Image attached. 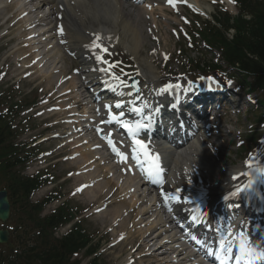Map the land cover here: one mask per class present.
Wrapping results in <instances>:
<instances>
[{"label": "bare ground", "instance_id": "1", "mask_svg": "<svg viewBox=\"0 0 264 264\" xmlns=\"http://www.w3.org/2000/svg\"><path fill=\"white\" fill-rule=\"evenodd\" d=\"M185 1L190 5L193 4V7L203 14L205 13L206 7H209L208 3L204 0ZM38 9L36 11H40V7ZM159 10L162 12L161 15L155 11L154 7L149 8L148 12L149 15H151L150 19L146 18V12L144 13V9L141 8H137V17H131L132 13L124 8L123 0H61L54 5L53 14L49 16L48 19L50 24L52 23V19L57 24L55 29L56 31L58 26L62 25L61 29H63L62 34L64 35L59 36L53 30H49L52 31L53 34L51 32L48 33L49 31H45V33L48 34L49 37H60L59 40L66 43L65 48L67 51L69 50L74 53L81 54L82 51L86 52L82 49V47L90 45L94 41L95 36L99 35L102 38L100 42H104L108 45H115V47H121L134 57L142 75H144L146 79H149V85L152 87L153 91L155 90L154 87L157 85L159 80V72L155 65L154 56L150 53L142 55V50L146 49V38L143 34V29H145V27H141V25L146 23L149 25L148 27L153 29L154 32H160L163 23L160 22L159 19L166 9L160 7ZM38 20L46 22V20L42 18H38ZM39 25L43 29H45L44 27L47 26L46 24L40 22ZM42 38L43 37L40 35L29 39L26 35L27 41L29 40V42L34 43V45L40 44V42L43 41L41 40ZM52 41L53 43L55 42L54 40H51L50 43H52ZM57 49L58 51H55L54 56L50 58L54 60L58 58V62L56 60L54 61L55 63L57 62L58 65L60 62L62 63V50L60 48ZM19 52L20 54L22 53L21 50H19ZM50 54L51 53L48 55L50 56ZM45 58L46 56L44 55V58L42 57L37 61L38 67H41V64H44L43 59ZM81 58H84L83 63H81L83 64L82 66H87L84 67L86 74L83 75V77L87 78L88 81L93 83L100 74V71L95 70L99 69L100 65L95 63V60L88 55H81L80 59ZM90 62H93V64L89 65ZM28 63L29 61L22 60L20 64L25 66ZM51 77L52 76L50 74L43 76V78L46 79L48 83L51 80ZM68 92L70 95L74 93L71 91ZM136 102H138V100ZM232 134L233 132L230 134L229 132H226V137L224 135H220L219 138L221 137L223 140L219 143L218 147L211 146L209 140L206 137L200 136V141L198 144L194 142L186 147H182L180 152L170 155L167 165V183L162 189L158 188V191H154L156 193V201L154 204L163 203L167 211L171 213L172 220H164L163 223L161 222L162 218H160L157 222H153L151 224L138 223V225L141 224L145 227L141 229L136 227L137 233H140L142 236L141 241L146 238L148 239V243L145 242L144 244H141L142 247H149V242L157 241L160 237L169 233L168 221L176 222L179 227L184 223L183 209L185 204L174 201L166 204L164 202L163 196L160 194L161 191L166 193L172 192L174 194L175 190L179 188L182 192L180 193L181 201L184 198L191 200L193 194L198 189V185H200L207 189L208 195L210 196V201L211 203H214L221 199L223 193L227 190L230 180H233L232 177L240 176V174L243 172V167L238 166L225 169L226 165L224 164V161L220 159L221 154L219 155V153L222 152L223 147L225 148L223 145L224 139L226 138L227 141L230 140ZM78 150H81V148ZM81 152H83L82 155L85 157V162L83 164L87 163L89 160H93L92 163L96 164V161L94 160L95 152H93L89 147L86 150H82ZM97 153L99 160H105L99 155L98 151ZM168 156L169 155H167V157ZM105 161L107 162V160ZM106 162L104 163L103 170H100L101 174L103 173L101 175V179L105 180V184H108L110 187H115L116 184H118V181H114L113 177L110 179L111 176L109 173L111 172L112 174L113 170H116L117 168L113 166V164L106 165ZM97 164L102 166L103 162L100 161ZM189 180L191 183H189ZM112 181L114 183H112ZM102 190L103 189L101 185H98V187L88 190L86 194H100ZM141 195L142 194L139 195V193L133 195L135 204L141 202ZM145 198L147 199V197ZM147 203L149 202L146 201V204ZM121 204L126 206L125 203ZM169 209H171V211ZM113 212H119V208L113 210ZM141 212H143L145 215H148L150 211L143 210ZM213 212L214 211H210L208 215H211ZM108 215L105 214V216ZM117 216H120V214ZM152 230H160L161 233H158V235L154 237L153 233L151 232L146 236V233ZM157 261L160 264H167V262H170V260L165 262L158 257Z\"/></svg>", "mask_w": 264, "mask_h": 264}, {"label": "trees", "instance_id": "2", "mask_svg": "<svg viewBox=\"0 0 264 264\" xmlns=\"http://www.w3.org/2000/svg\"><path fill=\"white\" fill-rule=\"evenodd\" d=\"M242 25V27H238V33L236 36L237 38L235 39L234 43H225L226 46H230L228 53L234 58L239 57V60H242V58L245 59L246 62H243L244 67L256 73L260 79L264 80V13L260 12V14L255 17V20L250 25V27L248 22ZM252 26L253 28L250 30ZM244 50H246V52H244ZM247 52L248 54L255 56V60L250 59L249 55H246ZM0 133L2 134L1 137H3V130L1 127ZM4 138L5 136L3 137V140ZM3 149L4 148L0 149V154L6 153L7 155L14 156V150L12 146L6 147L7 152H3ZM11 160L8 158L4 167H9V163L12 162ZM17 163H19V160L15 157L13 159V164ZM13 180L14 181L11 183V189L14 192L13 194L16 196V199L24 202L21 195L30 193L31 189L35 186V181L33 179H21L16 175L13 177ZM32 208L33 209H31V211H26V216L30 220L34 221L35 226L41 227L42 241L39 243V245L35 244L26 247L23 256L24 264H63L64 252L73 248L76 241L74 242L68 238L58 241L56 244H54L55 246H48L47 244L44 245L43 242L46 240V236L49 233L52 224L60 217H58L59 215L56 214L46 218L43 221L38 217V210L40 209V206H33ZM29 219L27 220L30 223H33ZM42 243L43 245H40ZM61 248H63V251L60 253L59 251Z\"/></svg>", "mask_w": 264, "mask_h": 264}, {"label": "rangeland", "instance_id": "3", "mask_svg": "<svg viewBox=\"0 0 264 264\" xmlns=\"http://www.w3.org/2000/svg\"><path fill=\"white\" fill-rule=\"evenodd\" d=\"M161 32H162L161 33V37H159L158 40H152V41L148 37L147 33L145 34L147 51L148 52H152L155 49V51H156L155 56L158 58L157 63L159 65L160 63L162 64L164 62V67L166 68V71L169 68L171 70H173V71H175V69H177V68L180 69L181 68V63L185 62V57L178 56V54H179L178 51H179L180 48L178 46H176V45L181 44V43L185 44V41L180 36L181 42H178L177 41L178 40L177 36L175 34L173 36L172 35L173 33L169 32V27L168 26H164L163 25L162 28H161ZM14 44H17V43H14ZM173 53H174V55H172ZM4 55H5V52L2 51L1 54H0V58L1 57L3 58ZM165 55H167V57H168L167 60L171 56H172V59L171 60L169 59L168 61L165 60ZM65 63H66V66H67L69 64V60H66ZM180 70H182V69H180ZM17 84H15L14 86H16ZM32 84H33V82L31 81V79H27L26 78V79L22 80L19 85H17L16 89L18 88V92L22 90L23 93L27 94L28 90L31 88ZM0 88L3 89L1 86H0ZM14 91H15V87H14ZM242 121L245 122V118L244 117H242ZM25 124L26 123L21 124V125L19 124V127H23ZM226 124L227 125L230 124V121L226 120V122H224V126H225V128H227V131L228 130L229 131L233 130V129H231V128H233V126L231 124L229 126H227ZM32 129H35V130H32L31 133H29V132L23 133L21 131L20 135L16 139V141L17 142H19V141L31 142L33 139H35L36 137H38L39 135L42 134V128L33 127ZM220 140H221V137H220V139H218V141H220ZM224 142L226 144H228L227 139ZM52 147H54V143L51 144V148ZM235 149L236 148H235L234 143H233V146H229L227 148V151H225L223 153V155L225 157L221 156V159L224 161V164L226 166H228V167L232 166L231 164H233V163H235V165H240V163H241L240 157H243V155L240 154V153L236 154V152H235L236 150ZM224 158H226V159H224ZM61 169H62V165L60 164L58 166V168L56 169V173L60 174V176H58L57 179H59V178L60 179L56 181L55 185H57L58 187L62 186L64 188V191L68 192V194H69L70 190L73 187H76L80 182L88 180V177L84 176V177H82V180L81 179H79V180L72 179V180H67L66 182L61 184V182L65 179L64 175L62 174ZM38 197H39V194H36L35 196H33V199L36 200ZM79 199H75L73 201L78 203V204H80L81 207H86L88 205L86 203V200H83L82 198H79ZM117 208L118 207H116V209ZM53 209H54V205L51 206L50 208H47L45 213H50L51 211H53ZM111 209L115 210V209H113V207ZM112 210H110L109 212H111L114 215L115 212H113ZM86 215H88V213ZM86 218L88 220H86L85 223L87 224V226H89L90 230L91 231L92 230L93 231L98 230L100 232V235L98 237H96V240L98 241L100 239L101 245H102V251L105 250V252H106V253H104V252L100 253L101 254V262L105 263V264H121L124 261V259L127 257V253H124V255H123V251L119 247L114 248L112 250H109V248H111V247L108 244H105L104 240L103 241L101 240L104 232L106 231L105 230L106 226H104V224H105L104 223V218L98 216L97 213H91ZM132 223H133L132 220H131V222L129 221L128 227H131ZM132 246H133V244H131V247ZM117 260H118V263H116ZM83 263L85 264V262H83Z\"/></svg>", "mask_w": 264, "mask_h": 264}, {"label": "snow or ice", "instance_id": "4", "mask_svg": "<svg viewBox=\"0 0 264 264\" xmlns=\"http://www.w3.org/2000/svg\"><path fill=\"white\" fill-rule=\"evenodd\" d=\"M177 2L178 0H167V3L173 7V8H176L177 6ZM182 2V0H181ZM216 0H213V3H215ZM230 2H235V0H230ZM101 37L99 35H96L95 36V39L94 41L90 44V45H86L85 47L89 48L92 50L93 52V55L95 56V60L97 63L99 64H103V65H106L107 67H101L99 69H95L97 71H100V72H104L106 75H109L112 77V79L114 80H119V77L115 76L113 73H112V69L117 67L116 64H113V63H110L106 58L105 56L107 54H110L109 53V50L107 47L103 46L102 43H100L101 41ZM167 55H165V60H167ZM121 71V74L122 75H125L127 76L128 74L127 73H124L123 69L120 70ZM136 75H139V72L137 71ZM131 78V77H129ZM211 79V78H209ZM105 83L107 84L108 82L105 81ZM121 84H124V81H120ZM111 87V85H109ZM125 86H128V85H125ZM132 88H134L136 90V92L138 93L139 92V88L136 86V84H132L131 85ZM181 85L180 84H167L165 85L164 87H162L159 91L161 93H166V92H170L172 91L173 89H178L180 88ZM113 91H115V88H113ZM136 99H139V96L136 97ZM133 107L131 109V111L135 112L136 114L138 115H142L143 112H144V107H147V105H144L143 107H136L135 106V101H133ZM104 107L108 108L109 109V115L112 116V119H115L117 121V123H119L122 128L126 129L127 130V133L132 137V142L133 144L137 145L140 149V153L143 155L144 157V161L147 162V168L144 169L146 171V174L150 177H154V176H158L162 169L160 168L159 166V156H154L152 154L149 153L148 151V146L147 144L141 140V139H137V135L139 133V131L143 128H147L149 127V124L148 123H143L141 121H136V122H129V121H125V120H121L119 119L118 117L112 115V112H111V105H105ZM115 107L116 108H121V104L120 103H116L115 104ZM124 113L121 111L120 113V116H123ZM145 119H150L149 117H145ZM112 120H108V121H101V123H111ZM97 131H102L101 129H97ZM112 135V133H107L106 134V138L107 137H110ZM108 145L112 147V151L119 157L122 158V162L124 163H127V156L124 152L122 151H119L115 146H114V143L111 139H108ZM133 160H135L137 162V164H140L142 167H143V162L141 161L140 159V155L137 154V149L134 147L132 148V157H131ZM254 159V158H253ZM247 166L249 168L252 167V160H250L248 163H247ZM258 171L261 172L262 175H264V169H259ZM233 180H237L238 177L234 176L232 177ZM189 183H191V181L189 180ZM253 184H254V180L253 179H248L247 183L244 184L243 186H237L235 188L234 191L230 192L228 194V196L224 197L225 199H228L229 197H235V196H238L240 195L242 192L244 191H247L249 189H251L253 187ZM86 187V186H84ZM83 190V187L80 188V189H77V191H82ZM180 189L177 188L175 190V193L173 194L172 192H163L161 191V196H163L164 198V202L167 204L169 202H177V203H184V204H191L192 201L189 200L188 198H184L182 201H181V196H180ZM75 194V193H74ZM171 211V209H169ZM202 216H206V213H201ZM192 221L193 222H202V220H200L199 217H197L196 215H193L191 217ZM122 238V237H121ZM220 249L224 252V254L227 256L228 253L231 252V248L230 247H225V244L223 241L220 242ZM241 251H242V254H246V255H249L251 256L253 254V250L251 248H244V246H241ZM237 259L239 260L240 257H237ZM221 264H224V261L221 260Z\"/></svg>", "mask_w": 264, "mask_h": 264}, {"label": "water", "instance_id": "5", "mask_svg": "<svg viewBox=\"0 0 264 264\" xmlns=\"http://www.w3.org/2000/svg\"><path fill=\"white\" fill-rule=\"evenodd\" d=\"M8 216V204L6 200V193L0 192V217L6 219Z\"/></svg>", "mask_w": 264, "mask_h": 264}]
</instances>
